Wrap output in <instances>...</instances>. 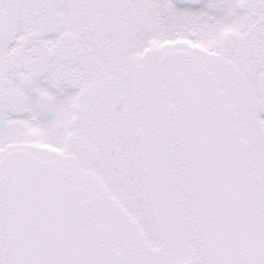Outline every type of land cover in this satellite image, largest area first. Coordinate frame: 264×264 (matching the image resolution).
Masks as SVG:
<instances>
[{
    "label": "snow or ice",
    "instance_id": "obj_1",
    "mask_svg": "<svg viewBox=\"0 0 264 264\" xmlns=\"http://www.w3.org/2000/svg\"><path fill=\"white\" fill-rule=\"evenodd\" d=\"M0 264H264V0H0Z\"/></svg>",
    "mask_w": 264,
    "mask_h": 264
}]
</instances>
